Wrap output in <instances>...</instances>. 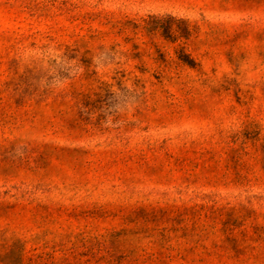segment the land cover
Returning <instances> with one entry per match:
<instances>
[{
	"label": "rangeland",
	"instance_id": "rangeland-1",
	"mask_svg": "<svg viewBox=\"0 0 264 264\" xmlns=\"http://www.w3.org/2000/svg\"><path fill=\"white\" fill-rule=\"evenodd\" d=\"M0 264H264V0H0Z\"/></svg>",
	"mask_w": 264,
	"mask_h": 264
}]
</instances>
